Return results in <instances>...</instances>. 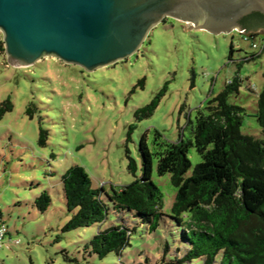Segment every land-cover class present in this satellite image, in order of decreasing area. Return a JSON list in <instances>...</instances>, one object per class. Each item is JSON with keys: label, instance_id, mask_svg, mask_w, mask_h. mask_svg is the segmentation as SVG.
I'll list each match as a JSON object with an SVG mask.
<instances>
[{"label": "rangeland", "instance_id": "rangeland-1", "mask_svg": "<svg viewBox=\"0 0 264 264\" xmlns=\"http://www.w3.org/2000/svg\"><path fill=\"white\" fill-rule=\"evenodd\" d=\"M186 25L167 18L151 29L138 51L92 71L53 56L14 66L6 58L0 30V102L10 98L13 103L0 119V210L7 226L0 264H136L147 258L152 264H173L178 239L167 216L149 232L131 214L116 216L110 209L104 223L64 230L71 214L61 175L79 164L95 188L110 191L111 185L132 182L141 175L142 134L152 151L192 139L198 111H206L208 100L234 77L241 85L229 102L246 110L241 132L264 138L255 116L264 85V27L215 34L186 30ZM250 33H255L253 39L245 38ZM251 53L259 55L242 60ZM158 95L153 113L137 119L136 111ZM40 127L48 131L45 146L38 143ZM129 156L136 161L135 174L128 169ZM188 156L192 166L202 159L194 146ZM156 164L155 159L152 179L162 192L163 211L170 214L177 189L170 173L158 175ZM191 173L192 167L186 176ZM44 190L51 203L41 212L34 201ZM120 222L134 228L130 244L120 254L112 251L99 258L91 251V238L100 228Z\"/></svg>", "mask_w": 264, "mask_h": 264}, {"label": "trees", "instance_id": "trees-1", "mask_svg": "<svg viewBox=\"0 0 264 264\" xmlns=\"http://www.w3.org/2000/svg\"><path fill=\"white\" fill-rule=\"evenodd\" d=\"M244 28L245 31L253 29ZM254 36L255 33L249 34L250 38ZM233 52L231 43L230 58ZM258 55L251 53L242 60ZM240 85L241 80L234 77L208 100L206 111H198L192 139L165 143L152 151L147 134H142L141 175L130 183L119 187L111 185V190L107 191L92 186L83 166L74 164L67 168L61 175V183L71 216L64 230L104 223L110 209L116 216L131 214L140 224H147L149 232L155 231L167 216L174 224L178 239L173 264H264V138L241 132L246 110L229 102V96L237 92ZM159 98L160 95L155 96L139 108L135 113L137 119L150 116ZM12 109L10 98L1 101L0 119ZM30 111L28 107L27 112ZM255 116L264 134V85L258 95ZM132 128L131 125L127 140ZM47 139L48 131L40 127L39 145L45 146ZM190 146H194L202 158L194 166L188 156ZM155 159L158 175L170 173L177 189L170 214L163 211L162 192L152 179ZM191 167L192 173L186 176ZM128 169L134 174L137 170L131 156ZM50 203L47 190L34 201L41 212L46 211ZM133 229L123 222L100 228L90 240L91 251L99 258L112 251L120 254L130 244ZM168 248L166 243L165 249ZM136 264L152 263L147 258Z\"/></svg>", "mask_w": 264, "mask_h": 264}, {"label": "water", "instance_id": "water-1", "mask_svg": "<svg viewBox=\"0 0 264 264\" xmlns=\"http://www.w3.org/2000/svg\"><path fill=\"white\" fill-rule=\"evenodd\" d=\"M252 11L264 0H0V30L14 66L53 56L92 71L138 51L166 17L219 34L245 31Z\"/></svg>", "mask_w": 264, "mask_h": 264}, {"label": "flooded vegetation", "instance_id": "flooded-vegetation-1", "mask_svg": "<svg viewBox=\"0 0 264 264\" xmlns=\"http://www.w3.org/2000/svg\"><path fill=\"white\" fill-rule=\"evenodd\" d=\"M260 14L264 15V13L260 11H252L251 13H248L244 15L240 20L239 23L244 27L248 26L251 28H259L264 26V17L260 16ZM167 18L172 17H166L163 21H166Z\"/></svg>", "mask_w": 264, "mask_h": 264}, {"label": "built area", "instance_id": "built-area-1", "mask_svg": "<svg viewBox=\"0 0 264 264\" xmlns=\"http://www.w3.org/2000/svg\"><path fill=\"white\" fill-rule=\"evenodd\" d=\"M244 32L245 31H242L241 33H244ZM245 38L248 39L250 37L246 35ZM251 39H253V38H251ZM251 46H252V48L256 49V48L259 47V44L254 41V42H251ZM261 46H262V49H264V40H263ZM5 233H7V226H6V224L4 222H0V244H2V241L4 239ZM15 242L17 243L18 240H16Z\"/></svg>", "mask_w": 264, "mask_h": 264}]
</instances>
